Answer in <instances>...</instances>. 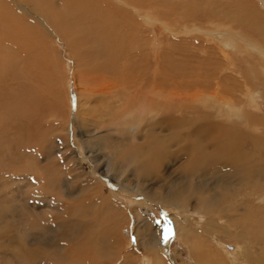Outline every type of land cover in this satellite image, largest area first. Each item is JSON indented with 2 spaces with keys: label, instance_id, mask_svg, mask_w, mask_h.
Segmentation results:
<instances>
[{
  "label": "rangeland",
  "instance_id": "1",
  "mask_svg": "<svg viewBox=\"0 0 264 264\" xmlns=\"http://www.w3.org/2000/svg\"><path fill=\"white\" fill-rule=\"evenodd\" d=\"M27 1L0 0V16L8 14L0 17V264H152L157 250L166 264H204L192 248L196 234L226 263L255 264L264 246L253 235L255 226L264 230V183L250 170L263 168L264 178V45L252 42L240 18L264 29V0ZM39 7H49L43 20L53 35L34 20ZM15 18L33 33L17 35ZM164 116V137L200 130L218 137L214 151L222 155L246 136L239 147L263 162L253 157L244 190L237 186L238 195L215 209L194 207L198 198L188 192L180 207L165 202L157 184L167 193L181 183L182 195L194 172L193 188L208 182L201 186L215 195L229 176L220 169L204 177L208 159L203 167L198 160L214 154L211 143H187L197 152L191 172L182 146L160 152L144 125L158 127ZM241 204L257 207L246 213L252 230L232 213ZM182 222L192 235L179 234ZM158 234L151 255L145 244Z\"/></svg>",
  "mask_w": 264,
  "mask_h": 264
},
{
  "label": "bare ground",
  "instance_id": "2",
  "mask_svg": "<svg viewBox=\"0 0 264 264\" xmlns=\"http://www.w3.org/2000/svg\"><path fill=\"white\" fill-rule=\"evenodd\" d=\"M33 1V0H32ZM35 1V0H34ZM47 1V0H46ZM121 1V0H120ZM4 2H6V1H4ZM28 3L29 2H31L30 0H28L27 1ZM39 2V1H38ZM104 2V1H103ZM46 4L48 3V1L47 2H45ZM37 4V3H36ZM44 4V3H43ZM45 4V5H46ZM108 0H105V2H104V4H102L104 7H108ZM264 4V3H263ZM28 5V4H27ZM37 6H39V5H37ZM5 7V6H4ZM128 7V6H127ZM130 7V6H129ZM8 8V7H7ZM6 8V9H7ZM46 8V7H45ZM44 8V5H43V9H45ZM0 9H2V7H0ZM19 9V8H18ZM21 11L19 12V14L20 15H26V16H28V14H26V13H28L27 12V9H26V7H21ZM99 9V8H98ZM20 10V9H19ZM100 10H101V8H100ZM137 10V9H136ZM13 11V10H12ZM26 13H25V12ZM32 11V10H31ZM5 12H6V10H5ZM16 12V11H15ZM38 12H40V13H38V15L40 16V17H38V16H36V17H34L35 19V21L38 23V24H41L44 28H46L48 31H49V29H50V35H53L54 33H53V28L52 27H50L48 24H47V22L46 21H44L43 20V17L48 21V18L46 17L47 15V13L46 12H50L49 11V7H48V9L46 10V12L45 11H43L42 9H40V7H39V10H38ZM51 13V12H50ZM17 14V13H16ZM71 14V13H70ZM119 14H121V13H119ZM7 15L8 14H5L4 12H1V16H2V18H3V20H4V22H6L7 21ZM14 15V14H13ZM51 16H50V18H52L53 19V17H55L56 16V14L55 13H53V14H50ZM0 16V17H1ZM17 16V15H16ZM48 16H49V14H48ZM126 17V16H125ZM132 17V16H131ZM16 20H14V21H17V23H18V26H19V31H15V33L17 34V35H22V34H27L28 36H30V34L31 33H33V31L35 30H33V29H31L30 28V26H31V24H30V26H29V33L27 32V30L25 29V25H24V23H22L21 21H19V19H17V18H15ZM33 19V18H32ZM128 19V18H127ZM2 20V19H1ZM112 20V19H111ZM129 20V19H128ZM153 21V20H152ZM240 21L243 23V24H245L246 25V27L255 35V38L252 40V42H255L256 44H262V45H264V29L258 24V23H255V22H252L251 21V19H245L244 18V16L243 17H241L240 18ZM11 22H12V20H11ZM138 22V21H137ZM10 23V22H9ZM132 23V22H131ZM139 23V22H138ZM145 23V22H144ZM136 24V23H135ZM146 24V23H145ZM137 25V24H136ZM17 26V27H18ZM35 26H36V23H35ZM59 26V25H58ZM229 26V25H228ZM17 27H16V29H17ZM243 27V26H242ZM27 28V27H26ZM140 28H142V26H140ZM228 28V27H227ZM27 36V37H28ZM33 36V35H32ZM22 40V39H21ZM38 41V40H37ZM36 42V41H35ZM242 45H244V46H246V47H248L249 45L248 44H242ZM225 50V49H224ZM229 51V50H228ZM248 51H260L259 49H256V48H253V47H249L248 48ZM229 53V52H228ZM227 54V53H226ZM230 55V54H229ZM243 78V77H242ZM246 78V77H245ZM214 94V93H213ZM247 95H248V93H247ZM256 95H259V93H257ZM249 96V95H248ZM213 96H211V95H209V96H207L206 98H205V100L207 101V100H209V99H211ZM187 98V97H186ZM192 98H194V95H193V97ZM201 98V97H200ZM198 99V98H197ZM248 101H249V103H250V106L248 105V107H250V108H253V106H254V102H253V99L252 98H246ZM189 101V100H188ZM198 101V102H197ZM201 101V100H200ZM161 102V101H160ZM195 102H197V103H199V99L198 100H196ZM189 103V102H188ZM192 103H193V101H192ZM191 104V103H190ZM213 104V103H212ZM221 104V103H220ZM198 105V104H197ZM211 105V104H210ZM234 105V104H233ZM179 106H180V103H179ZM181 106H182V104H181ZM216 106V105H215ZM232 106V105H231ZM217 107V106H216ZM225 107V106H224ZM234 107V106H233ZM237 107V106H236ZM179 108H182V107H179ZM245 108V107H244ZM228 109V108H227ZM145 110V109H144ZM153 109H151V107H150V110L148 109L147 110V112H146V114L148 115L149 114V116H151L150 114H151V111H152ZM218 110V109H217ZM230 110V109H229ZM242 112H243V114H245V111L243 110V108L242 109H240ZM239 111V110H238ZM138 112H144V114H145V111H142V110H138ZM167 112V111H166ZM213 112V111H212ZM218 112V111H217ZM230 112H232V111H230ZM234 112V111H233ZM240 112V111H239ZM139 113V114H140ZM136 114H138V113H136ZM142 114V113H141ZM143 115V114H142ZM134 116V115H133ZM144 116V115H143ZM239 116V115H238ZM166 116H164V117H162V120L161 119H159V122H160V124H159V126L158 127H155L154 126V123H152L153 124V126L151 125V123H146L144 126H146V128H147V130L149 131V133H152L153 134V136H152V139L154 138V137H157V144L158 145H160V152H162V153H164L165 152V150H167V149H169V148H173V147H175V146H177V147H179V146H182L183 147V149L185 150V151H187V154L185 155V158H186V160H187V166H185V168H187V170L189 169V171L191 172V171H194V163H193V160H194V158H197L196 157V154H197V152L195 151V148L192 150V149H188L186 146H187V143H189L190 141L191 142H200V144L198 145V146H201V145H204V148H210L209 146H208V144H212V148L211 149H213V151L215 150H217V145L215 144V142H217V141H214V140H216V138H218V137H216V136H208V135H206L205 133H203L202 131H200V130H197V131H194V132H190L189 134H182L181 136H180V133H176V132H174V133H168L169 135H168V137L166 136V137H164L163 135H162V133H163V131H165V126H164V122L166 121V118H165ZM138 118V117H137ZM150 118V117H149ZM243 118V117H242ZM143 119V118H142ZM145 120H146V118H145ZM161 120V121H160ZM243 120L246 122V124L248 125V127H249V123L247 122V120L245 119V118H243ZM183 121V120H182ZM150 122V121H149ZM156 122V121H155ZM187 122V121H186ZM185 122V123H186ZM183 123H184V121H183ZM82 124V123H81ZM156 124H157V122H156ZM173 124H175V123H173ZM179 124V123H178ZM139 126V125H138ZM170 126V125H169ZM183 126V125H182ZM176 128V127H175ZM175 128H173V129H175ZM262 128V125L261 124H259V125H256V127L254 128V129H252V130H255L256 132H259L260 131V129ZM129 129H131V128H129ZM136 130L137 129H132V132L133 133H135L136 132ZM251 130V129H250ZM251 130V131H252ZM138 131V130H137ZM168 131V130H167ZM169 132V131H168ZM173 132V131H172ZM143 134H144V129H143V132H142ZM147 132H145V134H146ZM149 133H147V136H148V134ZM166 135V134H165ZM149 136H151V135H149ZM147 137V138H150V137ZM143 137H146V136H143ZM237 137V136H236ZM242 137V138H241ZM241 137H239L240 139H238V140H236V141H234L236 144H230L225 150H222V155H220V153L219 154H215V151L213 152L214 154L213 155H209V158H206V157H203V158H201L200 160H198L199 161V166H204L205 165V163H206V161H207V159H208V161H207V164L203 167V172L205 173L204 174V177L206 178V179H208V176H214V174H216V172L218 171V170H220V169H222L220 172H219V175H222V176H229V183H227V184H224V187H222V190H218V189H216V188H213L212 190H214L215 191V195L214 194H212L211 192H209V191H206L205 190V186H201V185H205V184H209L208 182H206V180H205V184L203 183V182H201V183H198L197 184V188H193V184H194V172H191V173H189V176H186L188 179L186 180V182H184V184H188V185H184V188H182V191H183V194L181 195V194H179V192L178 191H180L181 190V186H180V184L181 183H179V185H178V187H177V184H175L174 186L172 185V186H170L168 189H167V193L164 191V188H163V186H160V185H158L157 184V190H161L162 192H164V194H162V199H164L163 201H165V202H172V201H174L175 203H176V205L178 206V207H180V205H181V203H186V200H185V197H184V193L185 192H188L191 196H194L195 198H198L197 200H198V202H196L195 204H194V207H196V208H200L201 210H203V211H209V210H211V209H215V208H217V207H219V206H221V205H223L224 203H226L227 201H229L231 198H233V197H235L236 195H238V193H236V191H237V186H240V187H242L241 189L242 190H244V186H245V184L247 183V178H245L244 176H243V174L244 175H246V173H247V168H248V165L247 164H249L250 162V160H254V158L255 159H257V162H259V161H262V157H263V154L262 155H260V154H254V155H251V154H248L247 153V149L246 148H240L239 146V143L238 142H242V141H244V139L243 138H245L244 136H241ZM147 138H146V140H147ZM136 139V138H135ZM151 139V138H150ZM146 140L144 139L143 141L144 142H146ZM262 140V139H261ZM152 143H148V149L147 150H145V152H147V156L149 157V153H150V158L152 157V151H150V148H149V146L151 145ZM153 145V144H152ZM198 146H196V147H198ZM234 146V147H233ZM235 146H236V148H235ZM146 147V146H145ZM152 147V146H151ZM176 147V148H177ZM193 147V146H192ZM142 148H144V146L142 147ZM142 148H140V150L142 149ZM183 149H182V151H183ZM198 149V148H197ZM234 149H236L235 151H234ZM144 150V149H143ZM181 151V152H182ZM198 151V150H197ZM159 152V153H160ZM140 153H143L142 151H140ZM200 153L201 152H199L198 154H199V156H200ZM201 155H202V153H201ZM182 156V155H181ZM211 156V157H210ZM252 156V157H251ZM254 157V158H253ZM154 158V157H153ZM75 159V162H76V165L78 166L79 165V163H78V160L76 159V158H74ZM163 159H162V157H158V158H156V161H155V164H156V166H160L162 163H163V161H162ZM252 160V161H253ZM259 160V161H258ZM137 162V161H136ZM143 162V161H142ZM148 162V161H147ZM263 162V161H262ZM149 163H150V161H149ZM131 164V163H130ZM259 164H261V163H259ZM137 166H139L138 164H137ZM140 166H141V164H140ZM255 166L256 167H258L259 165H258V163L257 164H255ZM112 167V166H111ZM183 167V166H182ZM201 167V168H202ZM154 168V166H152V169ZM259 168V167H258ZM143 169V168H142ZM135 171L136 170H138V168H136V169H134ZM141 169H139L138 171H140ZM151 170V166L149 167V171ZM262 170H263V168H262ZM261 169H259L258 171H257V169H256V171L254 172V170H253V168L251 167V170H250V173H252L255 177H256V179H259L258 180V182L259 183H261V184H263L264 183V178H263V171H262ZM114 172V171H113ZM151 172V171H150ZM162 172V171H161ZM186 173V170H185V172H184V174ZM162 174H163V172H162ZM218 174V173H217ZM82 175V174H81ZM149 175V174H148ZM155 175H157V174H155ZM231 175V176H230ZM248 175V174H247ZM246 175V176H247ZM152 176H154V174L152 175ZM151 175L150 176H145V177H147V179H148V182H153L154 181V179H155V176L154 177H152ZM158 176H160V175H158ZM171 176V175H170ZM243 177V178H241L240 180L238 179V177ZM29 177V176H28ZM248 177V176H247ZM165 178V176H163V177H161L160 178V180H162V179H164ZM210 179V178H209ZM212 179H213V177H212ZM211 179V180H212ZM239 180V181H237V183L236 182H234L233 180ZM250 179H251V177H250ZM210 180V181H211ZM24 182H25V180H24ZM128 182V181H127ZM141 182V181H140ZM147 182V183H148ZM242 182H244L245 184H243ZM251 182V181H250ZM130 183V182H129ZM128 183V184H129ZM248 183H249V181H248ZM252 183V182H251ZM250 183V184H251ZM127 184V185H128ZM145 184H146V182H145ZM126 185V186H127ZM129 185H132V184H129ZM141 185H143V184H141ZM141 185H139L140 187H145V185H143V186H141ZM252 185H256L255 183L254 184H252ZM92 186H93V184H92ZM248 186H249V184H248ZM78 187V186H77ZM129 187V186H128ZM220 187V188H221ZM247 187V186H246ZM92 190H93V187H92ZM156 190V189H155ZM211 190V189H210ZM211 190V191H212ZM252 192L253 193H248V197H252L253 196V194H255V193H258L259 192V190H257V188H254L253 190H252ZM81 193H82V191H81ZM158 194L156 193H153V191H151L150 189L149 190H147V194H146V197L148 198V199H150V200H156V196H157ZM258 195V194H257ZM257 195H255V196H257ZM225 196L227 197V196H230V198H228V199H225ZM246 196V197H247ZM158 197V196H157ZM224 198V199H223ZM254 198V197H253ZM259 198H260V200L261 201H264V197H263V194H261L260 196H259ZM256 201V200H255ZM246 203H248V200L247 201H245ZM253 202V201H252ZM94 203V202H93ZM240 204V203H239ZM238 204V205H239ZM249 204V203H248ZM236 206L233 210H232V213L234 212V213H236V215H237V217L241 220V222L243 223V225L244 226H247L249 223H247L246 221L249 219V218H247L246 217V213H248V215H249V212L250 213H252V214H254V212H255V208H257V207H255L253 204H250L249 206H246L244 209H243V205L241 204V208L239 209L238 207L239 206ZM258 207H260V206H258ZM242 209V210H241ZM244 210V211H243ZM214 211V210H213ZM212 213V212H211ZM233 213V214H234ZM258 213V212H257ZM252 217H254V215L252 216ZM181 219V218H180ZM177 220V219H176ZM236 220V219H235ZM26 221V220H25ZM177 222V221H176ZM180 222V221H179ZM186 223V222H185ZM185 223H183L182 222V224L180 225V228H181V230H180V232H179V234H185V235H187V234H189V235H192V233L189 231V225L188 226H185ZM213 224H214V222L213 221H210L209 223H207L206 225H208V227L209 226H212V228H213ZM256 225V224H255ZM59 226V225H58ZM177 227V226H176ZM254 227V226H253ZM193 228V227H192ZM206 228H207V226H206ZM212 228H207V230L208 231H210V230H214V229H212ZM247 228L248 229H253L252 228V225L250 226H247ZM230 230V229H229ZM229 232V231H228ZM253 232H254V238H260V237H263L264 238V230L262 229V228H257L256 226H255V228H254V230H253ZM198 233H201V231L199 230L198 231ZM243 234H244V232H243ZM188 236V235H187ZM200 235H194L193 236V238H194V240H193V244H192V248H193V250L195 251V253H196V256L198 257V259L202 262V263H204V264H228V263H226L225 262V260H224V256L223 255H221L220 256V254L223 252H221V251H219V250H216V249H212V247L211 246H209L208 248L207 247H205L204 246V244H203V240L199 237ZM151 239H152V241L151 242H148V243H146L145 245L146 246H150V244L152 245V247H150V249H149V251L151 252V255H152V252H153V246H154V243H156V242H158V243H161L160 242V236H159V234L158 235H156V236H152L151 237ZM190 239V238H189ZM102 240V239H101ZM101 240H100V242H101ZM205 242V241H204ZM52 243H54V242H52ZM228 243V242H227ZM263 243V242H262ZM32 244V243H31ZM34 245H35V243H34ZM143 245H144V243H143ZM159 245H161V244H159ZM227 247V246H226ZM31 251V250H30ZM193 251V252H194ZM194 253V254H195ZM149 257V256H148ZM235 257V256H234ZM23 258V257H22ZM37 259V258H36ZM148 261L149 262H151L152 264H166V262L163 260V257H162V254H160V252H158V250L156 251V252H154V255H153V258L150 260V259H148ZM254 263L255 264H264V246H263V248H262V250H261V253L258 255V257L257 258H255V261H254Z\"/></svg>",
  "mask_w": 264,
  "mask_h": 264
}]
</instances>
